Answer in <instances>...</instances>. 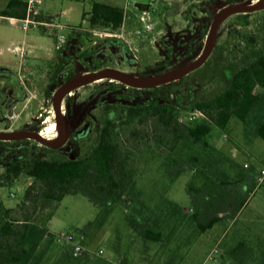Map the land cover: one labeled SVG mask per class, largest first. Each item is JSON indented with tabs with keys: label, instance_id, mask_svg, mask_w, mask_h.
<instances>
[{
	"label": "rangeland",
	"instance_id": "374dc122",
	"mask_svg": "<svg viewBox=\"0 0 264 264\" xmlns=\"http://www.w3.org/2000/svg\"><path fill=\"white\" fill-rule=\"evenodd\" d=\"M94 1L123 8L119 29L89 25L83 13L90 11ZM249 1L153 0L154 9L146 17L150 24H146L141 9L126 0H40L38 16L57 18L72 48L58 83L50 86L49 96L47 59L62 51L54 46L56 29L25 30L19 21L0 16V93L6 94L0 99V131H38L43 123L56 120L53 95L62 83L79 73L109 67L146 76L182 68L202 51L217 10ZM3 2L0 0V9L5 7ZM252 12L248 17L231 14L218 26L215 52L211 50L203 63L208 62L207 68L218 66L215 57L219 52L233 57L230 52L238 39H233V28L255 31L260 18ZM77 28L90 32L80 34L85 38L82 44L79 35L70 36ZM113 37L115 41L108 40ZM226 40L229 42L224 43ZM76 46L80 51L92 49V55L81 59ZM20 48H24L23 53ZM93 55L102 60L101 67L94 68ZM164 58V64L152 67ZM186 83L172 89L187 97ZM160 85L135 87L140 93L133 94L129 87L134 86L102 78L72 88L61 102L67 140L52 148L28 137L6 139L0 143V183L9 159L27 152L59 158L84 156L104 119L118 115L115 106L150 98L162 102L168 92L164 88L155 90ZM193 91L198 92L199 87L192 86ZM174 95L169 98L173 100ZM107 103L113 106L102 113ZM175 107L183 125L177 123L176 132L172 124L164 125L151 116L119 123L117 130L130 174L121 200L107 214L103 215L101 203L91 196L105 198L93 176L79 182L83 191L65 194L60 200L41 196L40 184L31 190L30 199L25 198L33 181L25 173L12 184L0 186V198L12 209V216H27L32 226L46 229L30 260L54 264L62 253L72 254L80 243L83 250L73 255L77 264H264V181L256 184V175L264 168V140L251 125L232 116L225 128L212 125L208 139L216 151L201 155L197 144L184 142V126L200 122L202 115L190 108L188 100ZM213 216L219 219L211 227H199ZM146 228L159 230L161 240L146 238Z\"/></svg>",
	"mask_w": 264,
	"mask_h": 264
},
{
	"label": "trees",
	"instance_id": "16d2710c",
	"mask_svg": "<svg viewBox=\"0 0 264 264\" xmlns=\"http://www.w3.org/2000/svg\"><path fill=\"white\" fill-rule=\"evenodd\" d=\"M24 11L25 4L22 0H9L0 14L21 17L24 15ZM252 13L254 12L238 13L237 15L248 17ZM255 13H258L260 18L255 31L233 28V39H238L236 47L234 46L235 48L230 52L231 56L233 55L232 58L219 52L217 57L213 55L218 66L210 69L207 68L208 62H206L178 80L156 86L155 90L167 89L168 94L162 102L160 99L150 98L138 104L115 106L118 115L108 116L104 119L98 128L94 144L89 152L82 157H46L38 155L36 152H27L18 158H10L5 166L2 175L3 182L0 183V186L12 184L21 173H25L33 180L26 189L25 198L30 199L31 190L36 184H40L41 196L60 200L65 194L83 191L79 182L93 176L94 180L98 182L97 188L103 192L105 198L92 194L91 196L101 203L103 215L107 214L113 205L121 200L125 188L128 187L130 174L126 167L128 156L123 154L121 136L117 130L119 123L142 121L151 116L164 125L172 124V130L176 132L177 123L180 124V122L177 118L175 105H181L185 100L189 101L190 108L202 115L200 122L184 126V142L197 144L200 148L197 153L204 155L216 151L215 146L208 139L212 125L225 128L232 116L251 125L253 130L264 140V10H256ZM83 17L88 20L91 27L96 26L116 31L122 25L124 10L119 6L94 1L90 11L84 12ZM78 28L72 29L70 36L79 35V43L82 44L85 38L80 34H86L88 31ZM108 40L115 41L116 37L108 38ZM69 41L66 44L67 47L58 51L55 58L49 62L48 96L50 95V86L58 83L59 72L65 61L70 58L69 53L72 48ZM228 42L229 40H226L224 43ZM216 47L217 44L213 45V54ZM74 49L79 51L81 59L92 55V49L85 48L80 51L78 46ZM91 60L94 68L102 66V60L95 55ZM166 61L167 58L159 60L152 64V67L155 69ZM70 74L73 75L72 72ZM185 81L188 92L187 97H182L172 87ZM194 85L199 87V91L202 89V92H192ZM139 90V88L129 87V91L133 94H139ZM170 94L174 95L173 100L169 98ZM112 106V103H107L102 113L106 108H112ZM70 132L72 134V130ZM4 141L6 140H0V143ZM191 157L193 161L198 160L195 154H192ZM170 159L174 161L173 157ZM201 169L206 171L204 167ZM11 210L4 206L0 198V264H43L32 261L29 257L47 234L46 229L32 226L26 218L27 216L22 219L12 216ZM218 219L219 216H213L207 222L198 225L205 230ZM161 235L159 230L151 228H146L144 231V236L153 241H160ZM54 264H77V260L73 254L64 252Z\"/></svg>",
	"mask_w": 264,
	"mask_h": 264
},
{
	"label": "water",
	"instance_id": "95a60500",
	"mask_svg": "<svg viewBox=\"0 0 264 264\" xmlns=\"http://www.w3.org/2000/svg\"><path fill=\"white\" fill-rule=\"evenodd\" d=\"M264 8V0H258V2L254 6H248L245 3H231L225 6H222L217 12L214 14L211 23L209 24L208 31L205 38V43L203 46L202 51L199 55H202L200 59L195 62L194 64H191L189 66L185 65L182 68H179L177 72H173L169 74L168 76H165V73L159 74H149L146 76H143V79L140 81H133L130 79H127L126 77L122 76L121 74H117L115 72L108 71L107 68H99L95 70H88L85 71L87 74L83 75H93L95 73H103L107 78H113L115 80L121 81L123 83L129 84L134 87H142L144 86V83L150 79H155V84L152 85H160L165 83H170L172 81L178 80L184 76H186L190 71L194 70L195 68L199 67L204 63V61L207 59L209 53L211 52V47L213 46L215 33L218 25V19L226 11H231L229 13L235 14V13H247L252 12L256 10H260ZM84 73V72H82ZM82 73H79L75 75L74 77H71L67 79L64 83H62L55 91L53 98H52V107L55 111V118L57 121V124L59 125L60 130V140L57 142H49L46 140L43 136L39 135L37 131H34L32 129H18L13 131H0V140H6L10 139V137L14 135H22V137H28L33 138L47 146H50L52 148L58 147L62 145L66 140L68 136V129L65 128L63 125V122L61 120V113L59 111V101L63 95H65L66 89L70 87L75 81L77 80L78 75H81ZM80 77V76H79ZM85 76H83L84 78ZM81 79V78H80ZM151 85V86H152Z\"/></svg>",
	"mask_w": 264,
	"mask_h": 264
},
{
	"label": "built area",
	"instance_id": "2783aa9c",
	"mask_svg": "<svg viewBox=\"0 0 264 264\" xmlns=\"http://www.w3.org/2000/svg\"><path fill=\"white\" fill-rule=\"evenodd\" d=\"M25 4L24 15L21 17H14L13 20H17L20 22V25L23 29L27 30L32 27L37 28H48L51 30H55V49L64 50L65 45L68 41V35H65L60 30L64 28V25L57 21V18L51 16L48 19H42L39 15L38 5L40 0H22ZM127 4H131L132 6L139 7L141 9L142 15L141 19L144 20L146 24H150L146 21V17L150 14V12L154 9L153 0H126ZM148 19V18H147ZM23 53V48H20ZM196 114L200 115V112H196ZM226 136V135H225ZM247 164L245 163V166ZM264 181V168H261L258 174L256 175V184L259 185ZM71 239L72 236L70 235ZM83 250V246L80 243H77L72 251L73 255H78ZM213 251H216L214 249ZM212 253V252H211Z\"/></svg>",
	"mask_w": 264,
	"mask_h": 264
},
{
	"label": "bare ground",
	"instance_id": "6f19581e",
	"mask_svg": "<svg viewBox=\"0 0 264 264\" xmlns=\"http://www.w3.org/2000/svg\"><path fill=\"white\" fill-rule=\"evenodd\" d=\"M257 2H258V0H252L250 2H246L245 4H247L248 6H254ZM229 12H231V11H226L223 14H221V16L218 19L217 28L226 19V17H228L229 15L232 14V13H229ZM216 31H217V29H216ZM212 48H213V46L211 47L210 50H212ZM201 56L202 55L196 56L193 60H191V62L188 63L187 66L197 62L200 59ZM105 68H107L108 71L115 72L117 74H121L122 76L126 77L127 79H130V80H133V81H140V80L143 79L142 75H135V74H131V73H126V72L119 71V70H116V69H112V68H109V67H105ZM178 70L179 69H176L174 71L165 73V76H168L169 74H171L173 72H177ZM83 74H87V73L84 72L81 75H78L77 80L75 81V83H73L70 87H68L66 89L65 94H67L69 92V90H71L72 88H74V87H76L78 85L85 84V83H88L90 81L100 80L102 78H107L103 73H99V72L95 73L93 75H89V74L88 75H83ZM83 76H85V77L83 78ZM156 82H158V81H156L155 79H150V80L146 81L144 83V86H142V87L151 86L152 84H155ZM64 96L65 95H63L61 97L58 107H59V111L61 113V120L63 122V125L67 129V126L65 125V123L63 121L62 112H61V101H62V98ZM53 132H55L54 135H52ZM38 134L43 136L49 142H57L58 140H60V137H61L60 130H59V125L57 124V121L54 120V119L51 122L44 124L42 126V128H41V131ZM20 137H22V135H14V136H12L10 138H13V139L15 138L16 139V138H20Z\"/></svg>",
	"mask_w": 264,
	"mask_h": 264
},
{
	"label": "flooded vegetation",
	"instance_id": "af4514ba",
	"mask_svg": "<svg viewBox=\"0 0 264 264\" xmlns=\"http://www.w3.org/2000/svg\"><path fill=\"white\" fill-rule=\"evenodd\" d=\"M202 49H203V48H202ZM200 52H201V51H200ZM199 54H200V53H199ZM199 54H198V55H199ZM198 55H197V56H198ZM194 58H195V57H194ZM194 58H193V59H194ZM193 59H192V60H193ZM189 62H191V61H189ZM12 77L15 78V76H12ZM15 86H17V85H15ZM13 91H15V89H14ZM5 95H6V94H3V92H1V93H0V99H5ZM62 99H63V98H62ZM10 101H11V100H8L7 103L9 104ZM61 102H62V101H61ZM62 117H63V121H64V123H65L64 116H63V109H62ZM55 119H56V118H55ZM44 124H45V123H43L42 126H43ZM65 125H66V123H65ZM42 126L40 127V129H38V131H37L38 133L41 131ZM34 131H35V130H34ZM16 139H18V138H16Z\"/></svg>",
	"mask_w": 264,
	"mask_h": 264
},
{
	"label": "crops",
	"instance_id": "0c3cea01",
	"mask_svg": "<svg viewBox=\"0 0 264 264\" xmlns=\"http://www.w3.org/2000/svg\"><path fill=\"white\" fill-rule=\"evenodd\" d=\"M4 2V6L6 7V5H7V3H8V1L9 0H3ZM5 7H2L1 9H0V11L2 10V9H4ZM0 16H4V15H1L0 14ZM7 17H9V18H14V17H11V16H7ZM13 20V19H12ZM24 49V48H23ZM57 55V53L53 56V57H50L49 59H47V62H51L54 58H55V56Z\"/></svg>",
	"mask_w": 264,
	"mask_h": 264
}]
</instances>
